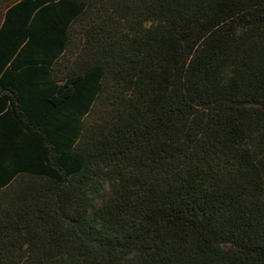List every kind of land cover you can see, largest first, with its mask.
Returning a JSON list of instances; mask_svg holds the SVG:
<instances>
[{
	"label": "trees",
	"instance_id": "16d2710c",
	"mask_svg": "<svg viewBox=\"0 0 264 264\" xmlns=\"http://www.w3.org/2000/svg\"><path fill=\"white\" fill-rule=\"evenodd\" d=\"M0 264H264V0H0Z\"/></svg>",
	"mask_w": 264,
	"mask_h": 264
}]
</instances>
